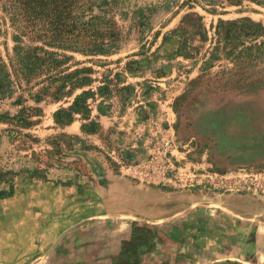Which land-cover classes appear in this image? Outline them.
I'll list each match as a JSON object with an SVG mask.
<instances>
[{"label": "rangeland", "instance_id": "374dc122", "mask_svg": "<svg viewBox=\"0 0 264 264\" xmlns=\"http://www.w3.org/2000/svg\"><path fill=\"white\" fill-rule=\"evenodd\" d=\"M96 4L118 42L54 50L59 99L0 122V264H264V0ZM238 22L257 33L224 38Z\"/></svg>", "mask_w": 264, "mask_h": 264}, {"label": "trees", "instance_id": "16d2710c", "mask_svg": "<svg viewBox=\"0 0 264 264\" xmlns=\"http://www.w3.org/2000/svg\"><path fill=\"white\" fill-rule=\"evenodd\" d=\"M14 29L13 54L6 61L0 55V100L19 88L21 94L14 105L22 107L17 114H0V122L29 127L31 117L42 109L24 103L26 92L36 104L46 98L59 99L72 74L61 70L56 49L105 53L119 40L115 24L104 23L101 16L86 19L84 8L92 9L96 0H1ZM194 16V15H192ZM221 26V25H220ZM257 25L222 24L224 38L257 33ZM264 44V42H263ZM26 85V88H25ZM39 87L38 89H36Z\"/></svg>", "mask_w": 264, "mask_h": 264}]
</instances>
